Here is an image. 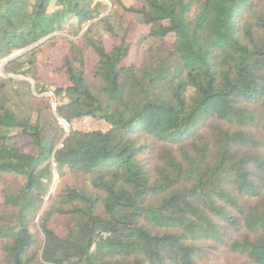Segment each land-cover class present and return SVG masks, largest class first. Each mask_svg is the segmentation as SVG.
Instances as JSON below:
<instances>
[{
	"label": "trees",
	"instance_id": "1",
	"mask_svg": "<svg viewBox=\"0 0 264 264\" xmlns=\"http://www.w3.org/2000/svg\"><path fill=\"white\" fill-rule=\"evenodd\" d=\"M7 58L0 264H264V0H0Z\"/></svg>",
	"mask_w": 264,
	"mask_h": 264
},
{
	"label": "rangeland",
	"instance_id": "2",
	"mask_svg": "<svg viewBox=\"0 0 264 264\" xmlns=\"http://www.w3.org/2000/svg\"><path fill=\"white\" fill-rule=\"evenodd\" d=\"M126 2L130 4L133 2V0H126ZM105 4L109 5L108 2H105ZM98 36L104 42L105 47L107 49H110L112 43H111V40L107 37L106 33H104L101 29H98ZM129 39H130V41H132L134 43V48L131 49L128 60L130 63L139 64V62L141 60V54L146 49L147 43L145 41H143L139 37V35H136V34H130ZM19 53L20 52L12 55L11 57H15ZM11 57H9V58H11ZM9 58L0 61V71L2 70L4 62H6ZM60 58H61L60 52L55 51V50H51L47 54H45L44 56L40 57V59H39L40 65L42 67V71L40 74V82L47 85V90H50V91L53 90V87L50 86V84H51V82L57 81V79H55V76L52 73L53 72L52 70L55 67L59 66ZM93 62H94V57H91L89 59L88 65L92 64ZM14 79H17V80H23L24 79V80H27L33 84V82L31 80H28L25 78L15 77ZM59 84L63 85L64 82H60ZM50 91L45 93V95L51 97L52 108H53V110H55V107L57 106V104H59V101L53 98ZM61 123L64 124L63 122H61ZM81 126L83 129H87V130L97 129L99 127V125L97 124L96 121H92V120H88V119L83 120L81 122ZM65 127L67 129L66 125H65ZM60 187H62V182H59L57 180V178H55V180L51 186L50 192H53L56 188H60Z\"/></svg>",
	"mask_w": 264,
	"mask_h": 264
},
{
	"label": "water",
	"instance_id": "3",
	"mask_svg": "<svg viewBox=\"0 0 264 264\" xmlns=\"http://www.w3.org/2000/svg\"><path fill=\"white\" fill-rule=\"evenodd\" d=\"M17 225H18L20 228H22V229L25 228L24 225H23V223H22V221H21L20 211H19L18 214H17Z\"/></svg>",
	"mask_w": 264,
	"mask_h": 264
}]
</instances>
